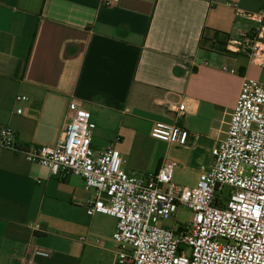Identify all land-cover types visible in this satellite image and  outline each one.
<instances>
[{"label":"crops","instance_id":"obj_1","mask_svg":"<svg viewBox=\"0 0 264 264\" xmlns=\"http://www.w3.org/2000/svg\"><path fill=\"white\" fill-rule=\"evenodd\" d=\"M109 1L0 0V127L17 145L0 148V264H115L116 220L86 213L82 179L23 155L57 144L72 101L90 114L95 152L113 147L142 178L174 162V183L192 188L225 138L241 77L264 72L222 51L257 29L248 15H264V0ZM155 122L186 131L185 145L152 139Z\"/></svg>","mask_w":264,"mask_h":264},{"label":"built area","instance_id":"obj_2","mask_svg":"<svg viewBox=\"0 0 264 264\" xmlns=\"http://www.w3.org/2000/svg\"><path fill=\"white\" fill-rule=\"evenodd\" d=\"M248 16L257 29L241 40H228L225 49L243 53L264 67V15ZM69 111V122L56 145L30 148L23 155L53 175L82 179L84 189L92 194L86 213L116 220L115 264H264V84L241 77L225 138L211 149L212 163L200 167L192 188L173 182L177 165L170 161H163L146 177L130 176L116 149H92L94 125L89 112L74 101ZM174 111L177 116L183 113L184 102ZM150 137L185 145L188 133L175 124L155 122ZM0 148L17 151L9 127H0ZM224 187L229 188L227 193ZM183 207L191 212L188 224L160 225Z\"/></svg>","mask_w":264,"mask_h":264},{"label":"rangeland","instance_id":"obj_3","mask_svg":"<svg viewBox=\"0 0 264 264\" xmlns=\"http://www.w3.org/2000/svg\"><path fill=\"white\" fill-rule=\"evenodd\" d=\"M255 70H256V73H257V70L259 72L262 71V69H259V68H252L251 71H250V76L251 77L248 76V78L255 79V80L259 81L260 83L264 84V72L261 73L262 77L260 76V78H258V77L254 78V77H252V75L254 74ZM228 191H229V188L228 187H224L223 192L227 193ZM190 219H191V212L187 208L183 207V208H180L178 210L176 215L171 216L167 220H165L162 223H160V225L162 227H165V228H177L179 225L188 224ZM117 250H118V247H116V251Z\"/></svg>","mask_w":264,"mask_h":264},{"label":"trees","instance_id":"obj_4","mask_svg":"<svg viewBox=\"0 0 264 264\" xmlns=\"http://www.w3.org/2000/svg\"><path fill=\"white\" fill-rule=\"evenodd\" d=\"M222 51L225 52V53L227 52L226 49H224ZM229 54H231V55H239L240 53H229Z\"/></svg>","mask_w":264,"mask_h":264}]
</instances>
